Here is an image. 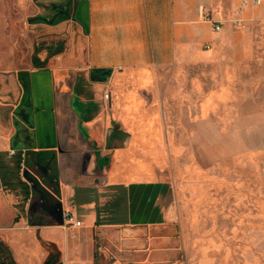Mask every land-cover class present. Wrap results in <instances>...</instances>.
I'll return each instance as SVG.
<instances>
[{
	"label": "crops",
	"instance_id": "obj_1",
	"mask_svg": "<svg viewBox=\"0 0 264 264\" xmlns=\"http://www.w3.org/2000/svg\"><path fill=\"white\" fill-rule=\"evenodd\" d=\"M243 1L76 0L77 58L39 57L7 92L0 75V152L23 153L31 188L20 217L0 182V219L10 213L0 243L15 264H47L44 243L60 264H190L178 190L161 170L168 130L193 121L168 114L197 110L195 83L215 68L254 60L264 0ZM97 70L112 72L108 82L94 81ZM65 212L82 226H66Z\"/></svg>",
	"mask_w": 264,
	"mask_h": 264
},
{
	"label": "rangeland",
	"instance_id": "obj_2",
	"mask_svg": "<svg viewBox=\"0 0 264 264\" xmlns=\"http://www.w3.org/2000/svg\"><path fill=\"white\" fill-rule=\"evenodd\" d=\"M75 5L76 0L0 2L6 17L2 91L10 90L12 77L41 66L39 57H78ZM256 41L249 63L225 72L215 68L204 81L198 75L197 110L184 105L168 114V122L193 121L191 128L168 130L176 139L161 170L178 190L190 264H264V31ZM4 192L23 217L16 208L20 200ZM9 222L4 211L0 224Z\"/></svg>",
	"mask_w": 264,
	"mask_h": 264
},
{
	"label": "trees",
	"instance_id": "obj_3",
	"mask_svg": "<svg viewBox=\"0 0 264 264\" xmlns=\"http://www.w3.org/2000/svg\"><path fill=\"white\" fill-rule=\"evenodd\" d=\"M24 155L16 151L0 152V182L4 191L14 194L20 200L16 208L25 215L26 207L31 197V188L28 182L22 177ZM46 249L50 251V258L47 264L57 262L60 253L56 246L44 243ZM0 264H15L11 252L0 243Z\"/></svg>",
	"mask_w": 264,
	"mask_h": 264
},
{
	"label": "built area",
	"instance_id": "obj_4",
	"mask_svg": "<svg viewBox=\"0 0 264 264\" xmlns=\"http://www.w3.org/2000/svg\"><path fill=\"white\" fill-rule=\"evenodd\" d=\"M247 2L248 0H244L243 1V6L245 7L247 5ZM251 3L254 5V6H258L261 4V1L260 0H251ZM204 20L208 23H212L214 25V30L216 32H219L221 30V27H219L215 21H213L212 17L210 14H206L205 17H204ZM106 98L108 99L109 98V95L107 94L106 95ZM12 154H14V152H12ZM63 219H64V224L66 226H72V227H81L82 226V223L80 221H78V219L76 218V216L71 213V212H65L64 215H63Z\"/></svg>",
	"mask_w": 264,
	"mask_h": 264
},
{
	"label": "water",
	"instance_id": "obj_5",
	"mask_svg": "<svg viewBox=\"0 0 264 264\" xmlns=\"http://www.w3.org/2000/svg\"><path fill=\"white\" fill-rule=\"evenodd\" d=\"M111 73L112 72L110 70H97L92 74L94 76V81L108 82Z\"/></svg>",
	"mask_w": 264,
	"mask_h": 264
}]
</instances>
